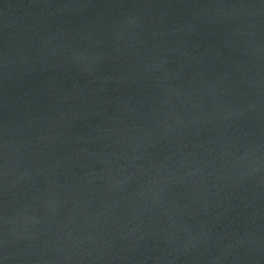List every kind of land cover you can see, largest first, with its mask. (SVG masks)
<instances>
[{
  "label": "water",
  "instance_id": "1",
  "mask_svg": "<svg viewBox=\"0 0 264 264\" xmlns=\"http://www.w3.org/2000/svg\"><path fill=\"white\" fill-rule=\"evenodd\" d=\"M0 264H264V0H0Z\"/></svg>",
  "mask_w": 264,
  "mask_h": 264
}]
</instances>
